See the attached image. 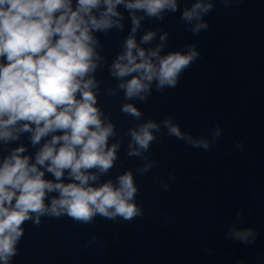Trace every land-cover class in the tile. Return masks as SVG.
<instances>
[{
  "label": "clouds",
  "instance_id": "clouds-1",
  "mask_svg": "<svg viewBox=\"0 0 264 264\" xmlns=\"http://www.w3.org/2000/svg\"><path fill=\"white\" fill-rule=\"evenodd\" d=\"M219 2L225 9L233 4ZM216 4L217 0H0V264H13L29 222L39 227L42 218L67 217L92 226L97 217L113 223L143 217L137 176L158 167L159 161L149 153L160 142L159 133L204 152L217 146L221 126L193 135L174 116L145 118L135 103L147 102L154 92L175 89L201 57L195 42L166 51L170 32L159 26L144 30L143 22L162 23L169 14L179 13L184 28L199 36L209 30L206 17ZM126 27L120 50L109 62L98 34H123ZM105 68L115 83L102 88L97 73ZM121 93L120 112L135 123L118 133L100 97ZM233 143L243 151L242 141ZM122 147L126 158L140 161L134 170L120 171ZM114 169V179H103ZM153 180L167 192L176 171ZM246 217L245 208L236 210L225 239L255 244L259 232L241 226ZM99 243L93 234L85 247Z\"/></svg>",
  "mask_w": 264,
  "mask_h": 264
},
{
  "label": "water",
  "instance_id": "water-1",
  "mask_svg": "<svg viewBox=\"0 0 264 264\" xmlns=\"http://www.w3.org/2000/svg\"><path fill=\"white\" fill-rule=\"evenodd\" d=\"M206 19L210 28L199 36L184 28L179 13L169 14L162 23L143 22L144 30L159 26L170 32L166 51L195 42L201 57L175 89L154 92L147 102L135 103L145 118L159 121L174 116L193 135H206L221 126L217 146L204 152L159 133L161 140L149 153L159 161L158 167L147 176H137L143 217L116 223L97 217L92 226L67 217L42 218L39 227L26 223L13 264H237L240 260L264 264V0H233L228 9L217 0ZM126 34L127 27L123 34H98L109 62ZM97 78L103 81L102 88L115 83L106 68ZM122 95L100 97L118 133L135 123L120 112ZM237 140L243 142V151L234 147ZM138 163L137 158H126L121 148L120 171L134 170ZM172 169L176 180L165 192L153 177H166ZM115 175L114 169L103 179ZM241 207L247 212L241 226L259 232L250 246L224 237ZM93 234L100 243L85 247Z\"/></svg>",
  "mask_w": 264,
  "mask_h": 264
}]
</instances>
